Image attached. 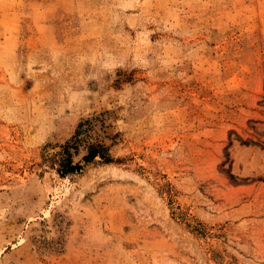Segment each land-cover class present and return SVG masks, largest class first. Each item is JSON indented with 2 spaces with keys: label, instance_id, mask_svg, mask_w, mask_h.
Returning a JSON list of instances; mask_svg holds the SVG:
<instances>
[{
  "label": "rangeland",
  "instance_id": "rangeland-1",
  "mask_svg": "<svg viewBox=\"0 0 264 264\" xmlns=\"http://www.w3.org/2000/svg\"><path fill=\"white\" fill-rule=\"evenodd\" d=\"M0 264H264V0H0Z\"/></svg>",
  "mask_w": 264,
  "mask_h": 264
},
{
  "label": "trees",
  "instance_id": "trees-1",
  "mask_svg": "<svg viewBox=\"0 0 264 264\" xmlns=\"http://www.w3.org/2000/svg\"><path fill=\"white\" fill-rule=\"evenodd\" d=\"M88 123L95 124L98 121V117L94 116L93 118H90L86 120ZM83 125V123L78 124V129L76 130L74 134V140L77 139V136L80 132V128ZM71 142H66L63 147H62V152L64 153V157L61 161V166L60 168L57 169L58 173L61 175H66L70 174L78 169L81 168V166L77 163L72 162V155L71 152L69 151L70 149ZM106 146L102 142H89L87 145V152L85 155H83V160L84 161H90L93 160L96 156L101 157L104 162H110L112 161V158L104 152V149ZM75 150H77V147H74ZM231 178L234 176L232 174H229Z\"/></svg>",
  "mask_w": 264,
  "mask_h": 264
}]
</instances>
